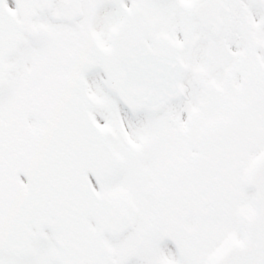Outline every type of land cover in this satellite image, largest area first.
Listing matches in <instances>:
<instances>
[{"label":"snow or ice","instance_id":"6c2138e0","mask_svg":"<svg viewBox=\"0 0 264 264\" xmlns=\"http://www.w3.org/2000/svg\"><path fill=\"white\" fill-rule=\"evenodd\" d=\"M0 264H264V0H0Z\"/></svg>","mask_w":264,"mask_h":264}]
</instances>
